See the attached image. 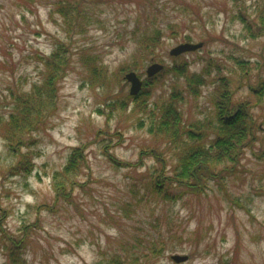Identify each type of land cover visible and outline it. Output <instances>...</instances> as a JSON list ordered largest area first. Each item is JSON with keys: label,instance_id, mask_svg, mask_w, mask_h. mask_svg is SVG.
Instances as JSON below:
<instances>
[{"label": "rangeland", "instance_id": "rangeland-1", "mask_svg": "<svg viewBox=\"0 0 264 264\" xmlns=\"http://www.w3.org/2000/svg\"><path fill=\"white\" fill-rule=\"evenodd\" d=\"M58 1L63 0H0L1 114L9 110L11 90L29 91L40 82L44 58L62 44L70 50V73L57 85L55 108L50 116L47 113L46 125L33 130L32 139L24 133L30 142L36 140L22 148L36 166L31 175L9 174L20 155L12 153L0 135V264H11L6 251L19 254L21 244L27 245L21 257L25 264H114L118 257L121 264H177L174 255L189 256L181 264H264V98L259 100L249 86L264 79V20L259 18L264 0H144V4L66 0L78 3L84 13L82 34L79 21H73L78 24L67 31L62 14L53 13ZM151 3L158 7L155 27L165 35L146 53L138 50L131 32L137 18L141 29L149 25ZM195 13L200 17L196 19ZM240 13L251 25V33L239 19ZM171 22L179 23L177 31L169 29ZM188 35L193 36L188 43L203 42V48L172 56L169 52L187 43L184 37ZM77 44L87 45L96 57V67L106 70L101 83L84 84L90 72L76 53ZM232 56L249 61L247 70L234 71L232 88L238 100L261 101L251 112L262 130L244 151L240 170L223 188L213 183L205 195H188L171 203L164 197L169 186H163L162 193L152 192L157 161L142 151L158 147L170 178L177 155L150 135L148 115L133 104L114 111L110 119L98 109L111 113L105 107L108 92L130 93L125 80L129 72H136L144 86L147 69L154 63L166 69L190 62L192 74L201 71L210 57L230 70ZM173 87L188 89L184 79L167 76L149 94V105L162 104ZM198 90L197 98L191 93L187 96L184 121L188 125L206 118L216 122L212 87ZM77 148L85 164L77 175L60 180L71 183L72 188L66 186L68 195H57L55 176L68 166ZM102 150L132 168H116ZM140 197L143 201L137 203ZM160 240L166 243L161 255L132 262L131 254H153L144 247ZM138 242L144 250H138Z\"/></svg>", "mask_w": 264, "mask_h": 264}, {"label": "trees", "instance_id": "trees-1", "mask_svg": "<svg viewBox=\"0 0 264 264\" xmlns=\"http://www.w3.org/2000/svg\"><path fill=\"white\" fill-rule=\"evenodd\" d=\"M131 1L140 4L144 0ZM150 5L153 11L149 13L151 15V17H148L149 25L141 29L140 18H137V25H135L131 32L132 36H134L133 38L137 39L138 50L146 51V53L153 51L161 37L165 35L162 31L163 29L155 27L158 20V14L155 11H158V7L154 3ZM56 7L57 9L52 11L53 13L62 14V17L65 19L67 31H70L76 24H80L84 13L83 11H79L80 5L78 3L75 4L73 1L67 2L63 0L56 2ZM189 9H186V11ZM143 15L145 17L147 16L146 13ZM193 15L196 19L200 17L199 13ZM259 15V18L264 20V4ZM239 19L243 20L248 31L252 29L247 18L243 17L241 13ZM75 20L79 22H73ZM183 21L186 20H182V23ZM185 24L186 22H184ZM178 25L179 23L173 24L171 22L169 29L172 32L177 31L175 28ZM84 31L83 25L80 24L78 33L82 34ZM184 40L186 42H192L193 36H185ZM67 47L69 46L67 45ZM67 47L63 44L59 45L58 49L49 58L43 59L45 69L42 79L39 83L34 84L31 90H11L9 92V96L7 97L10 100L8 103V106H10L9 110L8 112H4V114L0 113V135L4 138V141L7 143L6 146L10 151L20 155L17 164L9 169L11 176L23 175L24 177H28L35 170L36 166L33 163V158L29 154L24 155L22 148L28 147L29 145L27 144L29 143H36L35 139L30 142L33 130L43 128L55 108V98L59 90L57 85L66 79V76L70 73V61L68 58L70 50ZM75 50L80 57V61L90 72V78L86 77L84 84L90 82L92 85H97V83H101L104 74L107 72L105 69L99 70L96 67V57L90 55L87 45L77 44ZM85 56H89L90 58ZM156 59L153 58L151 61H155ZM232 59L233 68L230 70H227L224 64L215 62L213 57H210L207 60L208 62L204 60L207 63L202 67V70L192 74L188 72L190 62L186 63L187 66L182 65L181 68L176 65L168 66L153 77H148L144 82L143 89L137 95L125 94L122 91L117 96L113 92H108L110 98L106 101L105 107L111 111L110 114H106L103 108L98 109L100 114L106 115L110 119L114 111L127 109L130 104H133L134 109L148 115V132L150 135L152 134L154 136L156 142H162L163 145L166 143L164 146H167L170 151L173 150L176 152L177 155L178 163L174 169V175L170 178L165 171L166 163L162 157L163 153L161 154L159 152L158 147H156L157 150L147 147L142 151L143 156H152L157 161V168L153 172L152 192L162 193L164 190L163 186L165 185L169 186V192L171 190L178 191L176 193L172 191L170 193L167 191L164 192V197H167V201L171 203L179 202L184 199V196L188 195H205L212 189L213 183L223 188L226 185V180L234 177L238 170H240L239 166L241 157L245 153L244 151L255 143L257 133L260 131V128L262 130L260 124L257 125V123H254L251 112L261 101L250 102L247 100H238L236 97V89L232 88L235 76L234 71L236 69L247 70L249 61L246 62L234 56H232ZM171 75L175 79L177 78V80L178 78L184 79L187 82L188 89L184 90L173 87L162 104L150 106L149 94H151L152 90L158 84L164 82L167 76ZM246 75L245 72L244 76L247 78ZM244 76L242 77L244 78ZM253 83L251 84L249 82L252 94L256 95L259 100H262L264 98V79L259 78ZM204 86L212 87L211 104H213V108L216 111L217 121L215 122L213 119L206 118L205 121L188 125L184 121V115L182 114L183 106L187 103V96L191 93L194 98H197L201 94L198 90L199 87L202 88ZM48 112L49 116L47 115ZM142 123L144 124V122ZM24 133L28 134L31 139L24 137ZM212 136L213 139L208 141V138ZM103 142V140H99L98 144L101 145ZM102 154L113 165L115 164L116 168H132V164L118 162L105 150H102ZM84 159L85 156L82 155L81 148L75 149L68 166L63 172L55 176V180L58 182L55 186L57 188V195L63 194L64 197L68 195L65 194L67 191L66 186L67 188L68 186L72 188L71 183L67 184L65 181L62 183L60 180L68 178L71 175H77L79 173L78 170L85 164ZM136 188L140 190L139 187ZM137 200V203H141L143 198L140 197ZM46 209L52 210L50 208ZM137 245H140L138 246V250L149 249L153 254H150L148 251L144 252V254H131L133 263L137 259L144 258L145 260L152 256L157 257L166 250V243L162 240L159 241V244L145 245L144 249L142 248L144 246L142 242H138ZM18 248L20 251L19 254H15L14 252L10 254L9 250L6 251L9 254L8 258H10L9 261H11V264H25L21 260V257L25 254L24 251L27 245L21 244ZM120 260L118 257L114 264H121L122 262Z\"/></svg>", "mask_w": 264, "mask_h": 264}, {"label": "water", "instance_id": "water-1", "mask_svg": "<svg viewBox=\"0 0 264 264\" xmlns=\"http://www.w3.org/2000/svg\"><path fill=\"white\" fill-rule=\"evenodd\" d=\"M202 47H203V43L197 42V44H194V43L187 42L185 44H181L175 47L169 53L172 56H179L183 53L198 51ZM163 69H164L163 65L154 63L151 66H149V68L147 69V74H148L147 76L153 77L154 75L160 73ZM126 75L127 76H125V80L131 84L130 93L132 95H137L142 89L143 81L140 79V77L137 75L136 72L132 71V72L127 73ZM172 259L176 263L180 264V263L187 262L189 260V256L188 255H174L172 256Z\"/></svg>", "mask_w": 264, "mask_h": 264}]
</instances>
